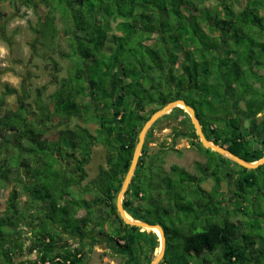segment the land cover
<instances>
[{
	"label": "trees",
	"instance_id": "trees-1",
	"mask_svg": "<svg viewBox=\"0 0 264 264\" xmlns=\"http://www.w3.org/2000/svg\"><path fill=\"white\" fill-rule=\"evenodd\" d=\"M36 3L47 9L44 20L51 38L58 32L53 21L61 23L67 50L59 56L71 66L66 77H55L47 101L37 91L33 113H27L30 105L24 102L0 111V191L12 185L0 212V264H87L81 244L98 238L115 246L122 264H150L157 235L125 224L115 204L138 133L155 111L183 100L194 109L208 141L221 147L222 141L226 150L249 163L264 156V137H257L264 131V116L256 124L259 133L249 131L255 116L264 112V74L259 72L264 69V0ZM173 113L188 120L179 107L162 118ZM94 123L96 135L88 128ZM190 128L196 138L192 145L208 157L205 171L196 168L210 171L213 189L203 190L195 176L173 165L170 171L180 175L175 187L169 181L159 188L162 192L147 193L152 177L143 166L144 144L124 195V211L163 228L165 253L159 264H264L258 216L236 209L244 220L236 225L217 192L223 179L219 166L231 163L238 169L236 177H226L237 202L258 186L255 173L264 165L240 167L203 148L192 124ZM50 129L56 138H49ZM251 138L258 144L255 149ZM95 142L104 147L106 167L80 189L81 180L61 160L81 171L77 155H85ZM20 189L24 209L18 204ZM70 241L78 244L71 247ZM143 245L149 252L140 260Z\"/></svg>",
	"mask_w": 264,
	"mask_h": 264
},
{
	"label": "rangeland",
	"instance_id": "rangeland-1",
	"mask_svg": "<svg viewBox=\"0 0 264 264\" xmlns=\"http://www.w3.org/2000/svg\"><path fill=\"white\" fill-rule=\"evenodd\" d=\"M46 14L47 9L37 4L36 0L30 5L21 2V0H15L14 2L0 0L1 112L8 109H15L18 104L24 102L30 105V107L27 108V113H33L35 110L34 101L36 100L37 91H41L42 100L47 101V96L53 93L56 88L55 77L60 79L68 75L71 65L69 61L59 56V52L67 50L63 27L61 23L55 19L52 27H55L58 32L54 38H51L48 32H46V29H48L46 19L44 20ZM259 72L264 74V69L259 70ZM257 86L258 85H256V87ZM6 87L13 91L7 92ZM250 98L251 97L245 99L250 101ZM239 105L240 108L244 110L243 104L240 103ZM210 112L212 113L214 111ZM263 114L264 112L255 116V121L253 123L255 126L256 124H260ZM162 117L159 118V122L153 130L150 132L147 131L144 139L146 149L143 156L145 159L143 166L149 176L152 177V188L148 189L147 193L162 192L161 189L167 187V182L169 181L172 183V188L175 187L176 176L179 178L180 175L178 171L174 173L170 171V167L173 165L195 176L199 180V186L203 190L210 192L213 189L215 181L210 171L204 172L208 157H206L197 146L192 145V142L196 141V138L192 137L190 132L191 122H188V120H190L189 117L187 120L184 115H179L177 113H173L166 118ZM242 117L243 120L247 119L244 115ZM72 124L73 121L70 125ZM214 125L220 130L223 129L221 123H215ZM245 125L248 126V121H245ZM88 128L93 135H96V130L98 128L96 123L88 125ZM252 128H254V126H250L249 131L252 130ZM49 133L50 139L56 138L54 129H50L47 134ZM220 144L223 148L227 147V144H224L222 141H220ZM257 146L256 144V147ZM77 157H79L80 161L83 163L81 171L76 168L75 164L68 160H61V163L69 173L74 174L81 180V183L78 185L81 189L95 179L100 168L106 167L104 147L101 143L95 142L88 147L85 155H77ZM196 164L199 167L201 166L200 168L204 171L200 173L196 168ZM236 170H238L236 167L228 164L219 166V171L221 173L223 172V181L220 186L222 190V199L225 202L223 205L230 211V219L239 226V223H242L244 220L240 213L235 211L236 209L242 208V210H240L241 213L243 211L247 215L251 214V217H253L254 214L257 215L258 220L262 224L259 229V234L264 236V194H260L264 193L261 184V180L264 178V170L262 169L261 172L255 173L256 182L259 184L254 187V191L246 194L242 200H237V202H235L232 196V193L235 192L232 186V180L227 179L225 174H233ZM205 173H207V175H204ZM162 181H165V184H163ZM160 187L161 189H159ZM11 189L12 185H9L8 190L3 189L0 191V212L4 208ZM18 192L19 207L24 209V206L27 204L25 200L26 197L22 194L23 189H20ZM186 193L189 192L186 191ZM250 194H253L254 201H251ZM86 198H89V196H86ZM139 205V202L133 203L134 207L138 208ZM82 213L83 212H80V215H82ZM249 222H254V219ZM107 226L108 225L105 227L107 228ZM107 231L109 232V230ZM140 231L144 230L141 229ZM168 233H171L170 229ZM98 239L100 240V238ZM99 240L97 242L88 240L83 244L79 243L86 252L85 261L87 264H122L124 257L117 252L115 246ZM77 244H74V241H70L71 247ZM158 250L159 247L154 250V258ZM148 252V247L143 245L138 255L140 260L144 259L148 255Z\"/></svg>",
	"mask_w": 264,
	"mask_h": 264
},
{
	"label": "water",
	"instance_id": "water-1",
	"mask_svg": "<svg viewBox=\"0 0 264 264\" xmlns=\"http://www.w3.org/2000/svg\"><path fill=\"white\" fill-rule=\"evenodd\" d=\"M177 104H181L182 109L188 115L190 122L194 128L197 139L203 148L209 149V150L219 154L220 156H222L226 159H229L231 162L237 164L238 166L243 167V168L248 169V170H253V169L258 168L259 166L264 165V156L255 162L249 163V162H246L243 159L239 158L238 156L234 155L232 152L221 147L220 145H216L213 142L208 141L206 139L203 131H202V127H201V125H200V123L196 117L194 109L191 108L190 106H188L183 100H175V101L169 102L168 104L163 106L161 109L154 112L151 115V117L144 123L143 127L141 128L140 132L138 133L137 143H136L134 150H133L129 169H128V171H127V173L123 179L120 190L116 196V209H117V212H118L120 218L122 219V221L125 224H127L129 226H134V227H137L140 229H142L143 227H152V228L158 229V231L161 233V239L160 240L158 239V241H159L160 247H162V248H160L159 253L150 262V264H159L161 262L163 256H164V253H165L164 230L158 224L152 225V224H148L146 222L138 221V220H136V223L128 222L124 218V215H126V212L123 209L122 199L124 198L125 192L127 191L128 187H129V184L132 180V177L134 176V172L136 170L139 157L141 156V153H142V147L144 144V139H145V135H146L147 131L160 117L169 114L174 108H177Z\"/></svg>",
	"mask_w": 264,
	"mask_h": 264
},
{
	"label": "crops",
	"instance_id": "crops-1",
	"mask_svg": "<svg viewBox=\"0 0 264 264\" xmlns=\"http://www.w3.org/2000/svg\"><path fill=\"white\" fill-rule=\"evenodd\" d=\"M263 116H264V114H263ZM242 118H243V117H242ZM252 131H253V132H252ZM250 133H251V135H253V136H254L256 133H258V131H257V129H256V126H254V128H252V130H250ZM259 134H261V135L264 137V131H262V132L259 133ZM247 139H249V138H247ZM251 141L253 142L252 145H251L252 148H253V149L257 148L258 146L256 147V144H257V143H255L254 139L251 138ZM257 145H258V144H257ZM226 164H228V165H230V166L232 165L231 163H226ZM232 166H234V165H232ZM233 171H234V170H233ZM233 171H232V172H233ZM237 171H238V170H236V172H237ZM236 172H234L233 174H231V173H227V174L232 175V178H233V177H236ZM227 174H225V177H227ZM222 175H223V172L220 174V176H222ZM222 178H223V176H222ZM222 178H221V179H222ZM225 179H226V178H225ZM222 181H223V179H222ZM221 183H222V182H221ZM221 183H220V186H221ZM220 188H221V187H220ZM260 194H264V193H260ZM250 198H252L251 201H254V197H253V196L250 197Z\"/></svg>",
	"mask_w": 264,
	"mask_h": 264
},
{
	"label": "bare ground",
	"instance_id": "bare-ground-1",
	"mask_svg": "<svg viewBox=\"0 0 264 264\" xmlns=\"http://www.w3.org/2000/svg\"><path fill=\"white\" fill-rule=\"evenodd\" d=\"M181 108L182 109V105L181 104H177V108ZM183 110V109H182ZM184 111V110H183ZM156 112V111H155ZM151 117V116H150ZM149 117V118H150ZM124 218L128 221V222H131V223H136V220H134L132 217H130L127 213L126 215H124ZM139 221V220H138ZM142 229L144 230H150V231H153L157 236H158V239L160 240L161 239V233L158 231V229L156 228H152V227H143ZM159 247V250H158V253L160 251V245L158 246ZM157 253V254H158Z\"/></svg>",
	"mask_w": 264,
	"mask_h": 264
},
{
	"label": "flooded vegetation",
	"instance_id": "flooded-vegetation-1",
	"mask_svg": "<svg viewBox=\"0 0 264 264\" xmlns=\"http://www.w3.org/2000/svg\"><path fill=\"white\" fill-rule=\"evenodd\" d=\"M259 139H262L263 137H262V135L260 136H257ZM213 178V177H212ZM222 178V177H221ZM262 182H261V184H262V186H263V189H264V178H263V180H261ZM218 193H222V190H221V188L219 189V191H217ZM260 193V192H259ZM233 203H235V202H233Z\"/></svg>",
	"mask_w": 264,
	"mask_h": 264
},
{
	"label": "built area",
	"instance_id": "built-area-1",
	"mask_svg": "<svg viewBox=\"0 0 264 264\" xmlns=\"http://www.w3.org/2000/svg\"><path fill=\"white\" fill-rule=\"evenodd\" d=\"M33 254H34V251H33Z\"/></svg>",
	"mask_w": 264,
	"mask_h": 264
}]
</instances>
